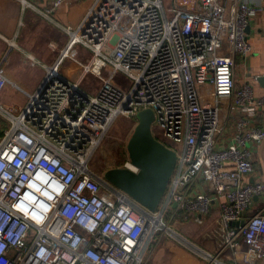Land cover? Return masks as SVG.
I'll list each match as a JSON object with an SVG mask.
<instances>
[{
	"label": "built area",
	"instance_id": "obj_1",
	"mask_svg": "<svg viewBox=\"0 0 264 264\" xmlns=\"http://www.w3.org/2000/svg\"><path fill=\"white\" fill-rule=\"evenodd\" d=\"M260 10L250 0H94L79 28L66 27L88 52L80 80L52 68L23 112L0 104V264H144L156 236L181 238L174 221L201 227L214 215L217 252L201 251L209 264L236 257L242 243L264 264V207L247 216L264 183L244 182L264 127L229 115L264 105L234 78L235 56L252 53L248 28ZM86 74L101 81L93 94L80 88ZM146 109L155 137L177 156L155 213L92 165L113 124L137 122ZM124 167L137 172L130 161Z\"/></svg>",
	"mask_w": 264,
	"mask_h": 264
},
{
	"label": "crops",
	"instance_id": "obj_2",
	"mask_svg": "<svg viewBox=\"0 0 264 264\" xmlns=\"http://www.w3.org/2000/svg\"><path fill=\"white\" fill-rule=\"evenodd\" d=\"M56 2L57 0H0V64L8 81L0 94V104L7 112L15 115L23 112L31 96L45 80L48 70L53 67H56L64 79L76 81L70 76L79 70L72 71L71 66L78 68L81 66L79 57L85 58L88 55L80 45H73L65 28H79L94 0H63V3L47 16V11L52 9ZM165 4L169 7L172 0H165ZM250 4L261 9L259 14L252 18L248 28L252 53L246 58L235 56L234 78L237 88L249 84L255 98L261 99L264 97V0H250ZM20 60L28 67L25 66V73H20L18 77L11 69L15 65L14 61L19 63ZM14 91L22 92L27 97L25 106L20 107L18 103H13L11 93ZM229 115L234 122L247 117L264 127V105L248 106L243 113L239 109L231 110ZM252 158L255 172L246 177L244 182L264 183V142L253 148ZM263 207L264 194L255 200L247 216L258 213ZM215 219V215L209 217L205 225L201 226L210 233L203 238L193 234L200 226L182 220L174 221V224H180L183 228L179 234L181 238L156 236L146 253L144 264H209L206 258L202 257V252L213 256L217 252L218 243L214 238ZM181 239L190 245L181 242ZM193 247L202 252L199 254ZM221 259L224 264H263L244 243L240 245L236 257L229 253Z\"/></svg>",
	"mask_w": 264,
	"mask_h": 264
},
{
	"label": "water",
	"instance_id": "obj_3",
	"mask_svg": "<svg viewBox=\"0 0 264 264\" xmlns=\"http://www.w3.org/2000/svg\"><path fill=\"white\" fill-rule=\"evenodd\" d=\"M154 122L151 109L141 111L127 143L128 160L137 172L118 167L104 173L107 182L152 213L159 209L177 164L176 153L155 137ZM244 224V221L232 223Z\"/></svg>",
	"mask_w": 264,
	"mask_h": 264
},
{
	"label": "rangeland",
	"instance_id": "obj_4",
	"mask_svg": "<svg viewBox=\"0 0 264 264\" xmlns=\"http://www.w3.org/2000/svg\"><path fill=\"white\" fill-rule=\"evenodd\" d=\"M88 59H89L88 55H86L85 58L79 57V61L83 65H85L88 62ZM14 63H15V65H13L11 70H12L13 74L20 77L21 74L25 73V72H23L24 71L23 69H26L25 66L26 67H28V66L23 63V60H20L19 63L14 61ZM21 65H22V67L20 68ZM68 66H70V65H68ZM53 68H56V67H53ZM71 69H72V71L77 70V69L79 70V72L74 73V75L71 74V76H70L76 80L73 83H77L80 80V77H82V75H83V72H84L83 67L78 66V68H77L75 66H71ZM68 70L69 69H66V71H68ZM64 71H65V69H64ZM100 86H101V81L96 76H94L92 74H86L84 79L80 83V88L89 94L97 92L98 89L100 88ZM26 98L27 97H25V95L22 92L19 93V92L14 91L13 93H11V100L13 101V103H18L20 105V107H23L27 104ZM0 116L2 117L1 113H0ZM1 117H0V120L3 121L4 118L2 117L3 118L2 119ZM136 123L137 122L133 119L119 118L113 124V126L111 127V129L107 133L101 148L98 149V151L96 152V154L93 158L92 165L94 166V170L96 172H98L99 174H104L108 169L124 167L126 162L129 161L128 160V153H127V143H128V141H129V139H130V137H131V135L135 129ZM159 132L160 131H157V128L155 126H153V133L158 138L160 137ZM167 219H168V217L165 219V222L168 223L169 219H168V221H166ZM171 225H172L171 229L174 232H176L177 234L182 233L183 228L180 227V224L178 225L177 223L176 224L172 223ZM193 234L195 236H199L200 238H203L204 236H206L210 233H208L205 230V228L199 227L193 231ZM173 235L174 234L171 231H165V232L160 234V236H172L173 238L176 239L177 236H175V235L173 236ZM193 249H194V251L198 252L199 254L201 253L196 248L193 247ZM202 257L207 258L206 259L207 263L208 262L212 263V259L205 256L203 253H202ZM222 262H223V260H222Z\"/></svg>",
	"mask_w": 264,
	"mask_h": 264
},
{
	"label": "trees",
	"instance_id": "obj_5",
	"mask_svg": "<svg viewBox=\"0 0 264 264\" xmlns=\"http://www.w3.org/2000/svg\"><path fill=\"white\" fill-rule=\"evenodd\" d=\"M1 117V116H0ZM2 118V117H1ZM3 119V118H2ZM6 121H2L0 120V139L3 137V134H4V130L6 129L7 127V123H5ZM5 123V124H4Z\"/></svg>",
	"mask_w": 264,
	"mask_h": 264
}]
</instances>
